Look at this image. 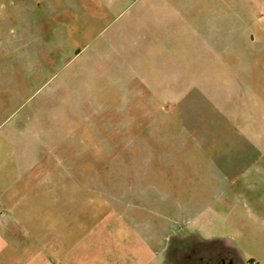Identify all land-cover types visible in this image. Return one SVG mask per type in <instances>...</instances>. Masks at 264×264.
I'll return each instance as SVG.
<instances>
[{
	"label": "rangeland",
	"instance_id": "1",
	"mask_svg": "<svg viewBox=\"0 0 264 264\" xmlns=\"http://www.w3.org/2000/svg\"><path fill=\"white\" fill-rule=\"evenodd\" d=\"M25 154L81 245L184 207L171 259L264 264V0H0V165Z\"/></svg>",
	"mask_w": 264,
	"mask_h": 264
},
{
	"label": "crops",
	"instance_id": "2",
	"mask_svg": "<svg viewBox=\"0 0 264 264\" xmlns=\"http://www.w3.org/2000/svg\"><path fill=\"white\" fill-rule=\"evenodd\" d=\"M13 134L16 141L23 137L18 131ZM23 157L26 163L20 155L17 167L12 165L8 173L4 163L0 165V264H182L169 257L172 245L176 251L181 248L172 242L200 235L197 228H189L196 215L181 207L166 232L147 225L136 230L134 241L119 246L115 232L95 230L81 245V226L71 227L70 214L64 210L67 198L47 192L30 195L34 183L54 186L53 168L37 165L30 154ZM47 220L57 221V226ZM194 259L190 253L186 264H196Z\"/></svg>",
	"mask_w": 264,
	"mask_h": 264
},
{
	"label": "flooded vegetation",
	"instance_id": "3",
	"mask_svg": "<svg viewBox=\"0 0 264 264\" xmlns=\"http://www.w3.org/2000/svg\"><path fill=\"white\" fill-rule=\"evenodd\" d=\"M195 262L196 264H221V262H226V256L224 257V255L220 254L219 256H217L216 254H212L210 253V255L204 256V255H200L199 258L195 257ZM227 262H230L229 264H233L232 263V259H228Z\"/></svg>",
	"mask_w": 264,
	"mask_h": 264
}]
</instances>
